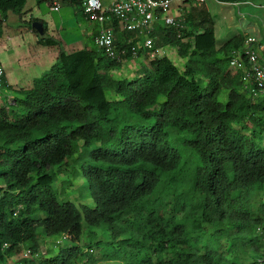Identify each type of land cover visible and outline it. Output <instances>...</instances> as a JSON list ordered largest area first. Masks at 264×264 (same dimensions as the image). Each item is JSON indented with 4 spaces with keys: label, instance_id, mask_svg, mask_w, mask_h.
<instances>
[{
    "label": "trees",
    "instance_id": "16d2710c",
    "mask_svg": "<svg viewBox=\"0 0 264 264\" xmlns=\"http://www.w3.org/2000/svg\"><path fill=\"white\" fill-rule=\"evenodd\" d=\"M25 1L0 0V11L17 12ZM179 6L177 28L153 34L154 45L175 47L181 68L153 56L129 78L110 74L122 59L91 43L65 52L42 18L28 17L37 41L56 54L17 89L16 110L0 106V264H264L256 234L264 201L251 202L264 195V90L245 94L230 64L243 38L216 46L204 5ZM109 25L130 58L133 42L124 43L115 20ZM61 167L83 179L90 205L58 196ZM83 226L87 244L78 243ZM60 234L67 243L34 256L39 236ZM25 248L32 256L22 257Z\"/></svg>",
    "mask_w": 264,
    "mask_h": 264
},
{
    "label": "rangeland",
    "instance_id": "374dc122",
    "mask_svg": "<svg viewBox=\"0 0 264 264\" xmlns=\"http://www.w3.org/2000/svg\"><path fill=\"white\" fill-rule=\"evenodd\" d=\"M51 1L53 0H49L50 3H52ZM247 1L251 2L253 7L241 5V11L239 5L211 4V14L214 15L215 23V29L213 30L214 37L216 36L217 39H226L234 33L242 34L243 31H247L249 33L248 35L255 36L257 40L264 45V0ZM45 2L48 3L47 1ZM60 3L59 0L55 1L57 6H59ZM188 3L189 2L182 3L181 0H172L169 5L176 6V4H183L184 6H187ZM34 4L35 0H26L24 5L17 12L11 10L0 11V65L4 71L3 80L5 84H7L6 90L16 98L19 97V94L17 93L19 87H25L30 84L33 79L39 78L55 61L56 47L47 46L38 42V36L28 27V17L38 16ZM174 14L175 13H172V16H174ZM46 17L43 18L46 19ZM77 26L79 29H82V24L80 22L77 23ZM52 28L53 26L47 22L46 34L56 36V29L54 28V30ZM73 33L77 42H79L78 36L80 32L76 29ZM124 37L125 41L129 39L130 42H133L135 45V40L132 34L125 32ZM82 39L86 43V38L83 37ZM61 44H63L65 52L71 51L66 49L67 47H65L66 45H64L62 39ZM160 55H167L178 68H181L183 60L176 55L174 46L159 45L155 43L151 52L141 51L135 53L130 58L121 57L122 60L119 68L111 70L110 74L114 78H129L136 76V74L141 73L148 68L147 62L149 58ZM106 96L108 98L113 97L110 93H106ZM219 99L220 101L224 100V93L220 95ZM7 107L16 110L14 104ZM67 162L70 164L71 160L68 159ZM67 178L69 179V184H63V181ZM82 184L83 179L81 177H70L68 176L67 169L61 167L56 173L52 186L57 191L58 196L65 197L76 206L80 204L90 205L92 203L91 199ZM262 200L264 201L263 194L253 195L251 197L253 205L258 204ZM86 233L87 228L86 226H83V233L78 241L79 244H87L86 239L84 238ZM94 233L96 234L97 239L104 238V235L101 234L100 231H95ZM54 238H56V235L39 236V238L36 239V242L39 243L37 247L38 254L48 250V254L54 253L57 248V246L52 243ZM61 242L67 243L68 241L63 238ZM238 252L239 250L237 253ZM92 253L95 256H98L97 248H92ZM238 255L242 261L249 260L248 252L245 255L239 252ZM12 261V258L9 259V263ZM105 264H113V262Z\"/></svg>",
    "mask_w": 264,
    "mask_h": 264
},
{
    "label": "built area",
    "instance_id": "2783aa9c",
    "mask_svg": "<svg viewBox=\"0 0 264 264\" xmlns=\"http://www.w3.org/2000/svg\"><path fill=\"white\" fill-rule=\"evenodd\" d=\"M71 1L78 4L85 20L99 25L92 37V42L109 59L114 60H120L124 50L117 48L113 42L114 31L112 25H109L110 21L115 20L120 30L132 33L136 46L131 45L130 52L131 55H134L137 48L145 49L148 52L152 51L155 41L153 31L157 27L173 25L177 28L175 18L182 10L172 16L169 10L172 0H111L104 8H100L95 0ZM188 1L197 5L204 2V0ZM239 3L253 5L249 1L232 2L231 4L238 5ZM51 9L57 10V4L52 5ZM129 42L130 40L127 39L124 43L128 44ZM229 61L241 73V86L245 94L255 96L264 90V45L255 36L245 35L239 48L231 51ZM3 73V68L0 65V106L10 109L7 106L13 104L14 97L6 90ZM256 234L264 249V230L256 227ZM65 237L66 234L56 235L52 241L53 245L61 244ZM37 253L38 251L34 256ZM30 256H32L30 250L25 248L22 257Z\"/></svg>",
    "mask_w": 264,
    "mask_h": 264
},
{
    "label": "crops",
    "instance_id": "0c3cea01",
    "mask_svg": "<svg viewBox=\"0 0 264 264\" xmlns=\"http://www.w3.org/2000/svg\"><path fill=\"white\" fill-rule=\"evenodd\" d=\"M45 1H47L48 3H46ZM55 1L56 0H53V1H51L52 3H50L49 0H41L38 3H36V6L34 8L38 12L37 17L42 18L45 21V24L47 22H48V24H51L53 26L52 29H54V28L56 29V35L58 36L60 42H61V39L64 41V45H66L65 47H67L66 48L67 50L80 49V48H83L84 46H86L87 44H90V43L93 45V42H89V40L90 39L92 40V37L95 34V32L98 30L99 25L96 23L89 22V21L85 20L84 17L82 16L81 12H80L78 4L76 2H70V0H66V2H62L61 0H59V2H61L60 5L57 6V10L53 11L51 9V7H52V5L55 4ZM110 1L111 0H95V2L97 3V5L100 8H104L106 6V4ZM213 3H217L220 5H233V4L226 3V2H219L217 0H204L203 5L211 16L212 26H213V30H214L215 29L214 15L211 14V9H210L211 4H213ZM176 5H178V4H176ZM238 5L240 6V11L242 10L241 5H244V6L248 5L250 7L252 6V5H249L246 3H239ZM234 6H237V5H234ZM169 7H170V9H169L170 12L175 13V14L178 13L182 9V7L179 5L178 6L169 5ZM76 8L79 9V11H77V13L75 12ZM255 8H257V7H255ZM248 11H252V10H248ZM43 17H46V19H44ZM79 22L82 24V29H79L77 26V23H79ZM76 29L80 32V34H79L80 37L78 36L79 42H77L76 38L74 37V33H73L74 30H76ZM248 34L249 33L247 31H243L242 34L234 33L233 35H239L241 38H243L245 35H248ZM233 35H231V36H233ZM75 36H76V34H75ZM83 37L86 38V43L83 41V39H82ZM228 38L229 37H227L226 39H228ZM215 40H216V46H218L225 39H217V37H216ZM62 47L64 49L63 44H62ZM64 51H65V49H64ZM5 85H7V84H5Z\"/></svg>",
    "mask_w": 264,
    "mask_h": 264
},
{
    "label": "water",
    "instance_id": "95a60500",
    "mask_svg": "<svg viewBox=\"0 0 264 264\" xmlns=\"http://www.w3.org/2000/svg\"><path fill=\"white\" fill-rule=\"evenodd\" d=\"M30 27L33 28L38 35H42L43 31H42V24L40 21L38 20H33L30 22Z\"/></svg>",
    "mask_w": 264,
    "mask_h": 264
}]
</instances>
